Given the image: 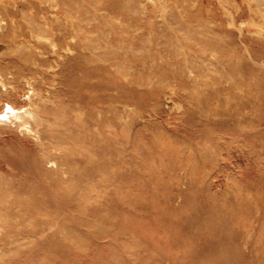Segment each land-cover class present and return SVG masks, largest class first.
<instances>
[{
    "label": "rangeland",
    "instance_id": "1",
    "mask_svg": "<svg viewBox=\"0 0 264 264\" xmlns=\"http://www.w3.org/2000/svg\"><path fill=\"white\" fill-rule=\"evenodd\" d=\"M0 7V264H264V0Z\"/></svg>",
    "mask_w": 264,
    "mask_h": 264
},
{
    "label": "bare ground",
    "instance_id": "2",
    "mask_svg": "<svg viewBox=\"0 0 264 264\" xmlns=\"http://www.w3.org/2000/svg\"><path fill=\"white\" fill-rule=\"evenodd\" d=\"M3 7L7 8L8 6L5 4ZM3 7H0V12H2L1 8ZM2 23L4 22L2 19H0V26L2 25ZM28 24L29 26H27L26 29L24 28L23 30H21L22 32L20 35L22 36V38L19 43H21L22 45H19V47L23 46V49L31 51L41 59L43 58V54H45L47 51H50V55L55 57L56 62L60 59L61 55L63 54L65 55L68 51L72 49L71 42L67 41L66 38L67 37L71 38L73 36L71 34L67 36L65 35L66 32L65 29L67 28V26L64 25L57 27L56 25L52 24L50 27H43L40 22H32V21H29ZM57 31L58 32L60 31L62 33V36L60 35V33H57ZM46 33L52 35L53 38H57L59 37L58 35H60L61 37H59V39L61 38L64 39V44L60 45L59 47H56L57 45L54 43L53 48L47 50L46 46H44L42 42V38L45 37ZM8 50L9 48L6 44L0 43V52H4ZM24 55L27 54H23L19 58L23 59ZM52 69H53L52 72L56 74V69L55 68ZM30 84L32 85V89H33L34 84L32 82H30ZM32 103H35V101H33ZM6 107L7 109L5 111L3 110V112H0V122H9L10 124H14L17 126L26 124L28 120H26L25 116L29 112H26L25 110L21 111L15 109L10 103H8ZM41 122L42 120L40 121V123Z\"/></svg>",
    "mask_w": 264,
    "mask_h": 264
}]
</instances>
